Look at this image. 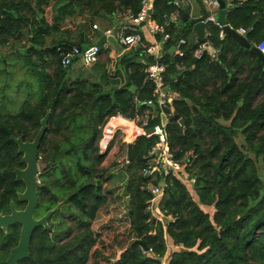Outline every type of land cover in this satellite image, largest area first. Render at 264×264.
Returning <instances> with one entry per match:
<instances>
[{
	"label": "trees",
	"instance_id": "1",
	"mask_svg": "<svg viewBox=\"0 0 264 264\" xmlns=\"http://www.w3.org/2000/svg\"><path fill=\"white\" fill-rule=\"evenodd\" d=\"M52 1L49 23L45 9ZM143 1L0 0V47L21 41L26 33L31 54L52 53L58 62L56 76L43 75L39 98L33 103L27 97L9 112L4 109L11 97V65L0 60V215L10 211L11 203L24 205L18 202L24 184L15 180L14 171L25 165L11 138L32 142L47 114L35 216L60 206L49 229L35 230L30 256L20 264H264V61L256 53L228 35L221 40L218 26L210 23L207 42L219 55L205 52L196 58L200 43L194 26L203 20L165 24L176 11L175 0H154L151 20L163 27L156 39L165 52L164 82L178 96L171 110L144 105L155 103L156 93L147 74L152 60L142 50L118 52L107 43L98 45L100 61L87 71L82 67L74 82L67 78L70 69L60 66L58 47L86 49L101 38L99 32L93 39L82 32L87 24L103 17L122 28L117 13L137 16ZM76 16L87 17L80 31H61ZM226 19L246 31L251 48L264 43V0H240ZM57 33L65 38L48 48L47 38ZM164 34L170 40L163 41ZM181 40L179 57L172 49ZM146 112L152 118L148 129L161 127L164 137L130 140L133 125L121 122L101 150L111 121ZM162 114L180 116L182 125L163 127ZM163 140L177 161L184 160L181 175L195 179L194 185L188 187L181 175L143 176L151 152ZM120 151L126 161L120 156L112 170L104 168L105 157ZM150 183L164 186L156 201L146 189ZM154 204L160 218L151 212ZM18 240L19 229L1 231L0 254L8 255Z\"/></svg>",
	"mask_w": 264,
	"mask_h": 264
},
{
	"label": "built area",
	"instance_id": "2",
	"mask_svg": "<svg viewBox=\"0 0 264 264\" xmlns=\"http://www.w3.org/2000/svg\"><path fill=\"white\" fill-rule=\"evenodd\" d=\"M207 7L211 11V15L205 18L202 22L207 26V24H214L217 25L220 34L219 37L221 40L225 38L227 35L225 32V28L229 27L231 30L235 31L238 35L245 37L246 31L244 29H234L228 23L221 24L219 22V14L221 11L220 0H204ZM153 3L154 0H144L142 9L137 16H133L130 13H117V18L121 22H123V26L120 31L112 32L108 30L105 32L106 36H110L113 33L115 34L116 39L118 40L119 44L122 48H126L128 50L139 51L142 50L144 54L148 57V59L152 60L151 63L148 65L147 74L148 79L155 87L156 93V101L153 102H146L144 103L145 106L154 108L158 107L161 111L164 110H171L172 104L174 101L178 100V96L171 92L170 88L165 85L164 78L167 71V66L162 62L164 57V48L163 44L159 42L157 39L155 42L149 45L144 44V37L141 33V26L143 24L148 27V30L152 36L156 38L158 34H162L163 27L156 24L151 20V16L149 12L153 10ZM174 6L176 7V11L171 14L170 20H166L165 24H169L170 21L172 22H180L181 18V11L186 9L189 0H175ZM94 30H98L97 25L93 26ZM206 36L208 37V33L206 32ZM163 41L170 40V36L167 34L163 35ZM198 42V40H197ZM185 44L184 40L179 41L176 46L174 47V54L178 55L179 57L183 56L180 47ZM208 53L203 44H200L199 48L195 51L194 56L196 58H200L204 53ZM57 54L60 62V66L62 69H71L74 66L81 64L82 67L85 68H92L100 61V48L98 45L94 44L86 49H80L78 47H58ZM264 54V51H263ZM219 53L214 50L213 58H217ZM145 63V61H141ZM169 118V117H168ZM152 118L149 116V113L146 112L144 115L137 114L134 119H129L126 117L119 116L117 119L111 121L106 128L105 137L100 142V148L103 151L108 141L110 140V135L114 126L121 122H126L133 125V132L130 134V138H135L134 134L137 136H147L148 138L152 136H161L164 137V129L161 127L153 128V133H148V125ZM163 146L155 148L151 152V160L146 169L143 170L142 174L144 177H153L156 178L158 175L164 176V179L169 176H176L181 175L183 171V161H177L173 153L171 152L169 146L164 143ZM42 161V156H38V163L40 165ZM182 176V175H181ZM182 182H187L188 184L194 185L195 179L190 178L188 176L178 177ZM40 183V180H39ZM146 189L152 194L154 197V201L158 200L164 194V186L162 184L154 185L150 183ZM151 252V250L149 251Z\"/></svg>",
	"mask_w": 264,
	"mask_h": 264
},
{
	"label": "water",
	"instance_id": "3",
	"mask_svg": "<svg viewBox=\"0 0 264 264\" xmlns=\"http://www.w3.org/2000/svg\"><path fill=\"white\" fill-rule=\"evenodd\" d=\"M236 1V0H233ZM221 11L219 14V22L221 24H227V10L226 4L223 1H220ZM152 12H149L151 16ZM184 21L189 17L188 13H182ZM144 25V24H143ZM194 32L196 34L197 40L200 44H203L206 51L214 56V49L207 42L206 36V25L201 21L194 26ZM225 32L228 36L235 39L242 47L246 49H251L256 53L263 61L264 56L256 49L251 48L250 44L245 37L238 35L235 31L231 30L229 27L225 28ZM101 38L98 40L96 45H101L103 43H108L113 46L118 52H122L123 48L119 44L118 40L113 33L110 36H106L103 32L100 33ZM174 52V48L172 49ZM154 109V106H151ZM49 119V114L41 121V127L35 136L32 142H24L22 137L15 138L12 137L11 140L18 147V154L22 155L21 162L25 165L23 170L17 169L14 171L15 180L17 182H22L24 184V191L18 194V202L26 204L25 208L21 211H18L15 208L14 203H11L10 211L8 215H0V230L6 231L8 227L19 225L20 226V235L19 241L16 247L10 250L6 264H18L20 261L29 258L31 250V241L32 235L38 228H43L47 230L49 228V220L52 215H54L59 210V205L47 212L41 218L35 217V211L38 205V190L43 187L39 183L40 176V165L38 163L39 156V147L41 140L43 139L46 129L47 122ZM162 126L165 127L168 123L178 122L182 125V119L178 115H173L171 118H168L164 114L161 115ZM154 130L151 129L148 133H153ZM130 154V150H129ZM129 160H132L131 155H129ZM129 201V199H128ZM134 244H141L146 251L148 248L142 242H135Z\"/></svg>",
	"mask_w": 264,
	"mask_h": 264
},
{
	"label": "crops",
	"instance_id": "4",
	"mask_svg": "<svg viewBox=\"0 0 264 264\" xmlns=\"http://www.w3.org/2000/svg\"><path fill=\"white\" fill-rule=\"evenodd\" d=\"M239 1L240 0H236V1L227 0L226 2H224L226 4V10L236 6L239 3ZM32 5L33 6L35 5L33 1H32ZM54 5H55V2L52 1L51 6L45 9L46 17L49 23L52 22ZM185 10L186 11L184 12L188 13L189 17L187 18L186 21H184L182 17V13L184 12H181L180 23L190 22L192 20H204L205 18L209 17L212 14L204 0H189V4L187 6V9ZM86 19H87L86 16L84 17L76 16L71 19H68L66 22L67 23L72 22V25L71 26L68 25V27L71 28L73 33H75V32L80 31L81 26L86 23ZM95 20H96L95 25H97L98 30H94L93 26H90V24H87L85 28L81 29L82 32H87V34L91 37V39L94 38L96 32H99V34L103 32L105 34V32L108 30H111L112 32H116L117 29H118L117 32L121 30L118 24L115 25L114 23L107 20L106 18L99 17V18H95ZM118 21L120 22V20ZM140 29L144 37V40L147 43L152 44L153 42L156 41V38L150 34L147 26L143 25L141 26ZM50 30L52 31V27ZM64 30H65L64 28H61V31H64ZM25 35L26 33H23L24 37L21 41H13L12 43H10V45H7V47L5 48L0 47V56H1L0 60L3 61L5 66L11 65V69H12L11 72H14L17 75L20 74L21 76H24L25 78L34 79L36 77L39 81H41V79H43L42 78L43 75H46L50 78H53L54 76H56L57 69H58V62L54 58L52 53L51 54L43 53V55L42 54L39 55V53L31 54V50L33 49V47H29V43L26 41L27 39ZM194 35H195V38L197 39L195 32H194ZM62 38H65V36H62L60 33H57L55 35H50L47 38L48 48L52 47L55 40H60ZM12 47L14 49H12ZM254 48H256L264 56L263 54L264 43ZM20 58L21 60L19 61L18 59ZM17 60L19 61V63ZM81 69H82L81 64H78L69 70V72L67 73L68 74L67 78H69L70 82H74L78 78V76L82 72ZM86 69H90V68H86ZM11 76L12 74L10 73V78ZM27 82H29L28 79H27ZM41 85L44 86L43 83L40 84V86Z\"/></svg>",
	"mask_w": 264,
	"mask_h": 264
},
{
	"label": "rangeland",
	"instance_id": "5",
	"mask_svg": "<svg viewBox=\"0 0 264 264\" xmlns=\"http://www.w3.org/2000/svg\"><path fill=\"white\" fill-rule=\"evenodd\" d=\"M72 25V22L70 23H65L64 24V31H67L70 32V34H75L72 32L71 28L68 27ZM1 57V56H0ZM1 59V58H0ZM19 61L21 60L18 59ZM17 60V61H18ZM103 60H105V58H103ZM18 61V63H19ZM85 68V67H84ZM86 69V68H85ZM12 70V69H11ZM10 70V73L12 74L11 76V79H10V89L8 90V93L9 95L7 97H10L9 99V102L4 110H8L9 112H11L12 110L15 111V109L13 107H16L17 105L21 104V102H23V100L27 99V97H30L32 98V102L34 103L36 101V97H38V93L40 92L38 89L40 87V84H42L36 77L34 79H31V78H25L24 76H21L20 74H15L14 72H11ZM27 79L29 80V82H27ZM3 82V79H0V88H1V84ZM39 98V97H38ZM134 137H136V135L134 134ZM134 138L132 137L130 140H133ZM241 142V139L239 140ZM124 152L123 151H120L118 152L115 156L114 155H107L105 157V164H104V168L106 169H113L112 167V164L115 162V160L118 158V157H122V159L120 160L121 162H125L126 161V157L124 156ZM42 156V155H41ZM44 169V166L43 164L40 163V174L42 172V170ZM188 187H190L188 185V183H186ZM115 185V183H114ZM129 198H127L128 200ZM60 209V207H59ZM151 212L153 214V216L155 218H160V214H159V209L157 208V204H154L153 207L151 208ZM62 210H61V214L62 215ZM64 214V213H63ZM55 224L58 223L57 220H54L53 221Z\"/></svg>",
	"mask_w": 264,
	"mask_h": 264
},
{
	"label": "flooded vegetation",
	"instance_id": "6",
	"mask_svg": "<svg viewBox=\"0 0 264 264\" xmlns=\"http://www.w3.org/2000/svg\"><path fill=\"white\" fill-rule=\"evenodd\" d=\"M23 138V137H22ZM24 141V140H23ZM24 142H31V141H24ZM24 168H25V166H24ZM21 170H23V169H21ZM40 184H41V182H40ZM23 204V203H22ZM15 205V208L18 210V211H21V210H23L24 208H25V206H26V204H24L23 206H21L20 208H18L17 206H16V204H14ZM11 206V205H10ZM11 213V211H9L8 213H6V214H3V216H5V215H8V214H10ZM36 217V216H35ZM37 218V217H36ZM15 228V229H14ZM18 230L19 229V235H20V226L19 225H14V226H11V227H8L7 228V230L6 231H3L4 233H8L9 231H11V230ZM49 229V228H48ZM2 230H0V232H1ZM19 241V240H18ZM17 244H18V242H17ZM17 244L14 246V247H16L17 246ZM14 247H12V248H10L9 249V253H10V250L11 249H13ZM9 253H8V255H6L5 257H4V253H1L0 254V264H6V261H7V259H8V256H9ZM28 259V258H27ZM27 259H24V260H22V261H20L18 264H20L21 262H23V261H25V260H27Z\"/></svg>",
	"mask_w": 264,
	"mask_h": 264
}]
</instances>
